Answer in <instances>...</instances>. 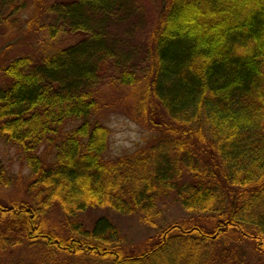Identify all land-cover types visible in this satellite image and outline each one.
Masks as SVG:
<instances>
[{"label": "trees", "instance_id": "16d2710c", "mask_svg": "<svg viewBox=\"0 0 264 264\" xmlns=\"http://www.w3.org/2000/svg\"><path fill=\"white\" fill-rule=\"evenodd\" d=\"M2 1L7 52L30 50L7 59L0 47V136L23 153L34 192L0 200V264H22L3 258L19 247L39 250L30 264H230L220 249L245 243L264 256V0H159L139 70L106 43L104 21L127 0ZM110 69L114 85L143 84L127 114L155 135L108 159L94 115ZM170 196L190 218L160 226ZM55 203L67 230L46 220ZM96 208L158 233L130 249L109 215L78 219Z\"/></svg>", "mask_w": 264, "mask_h": 264}, {"label": "rangeland", "instance_id": "374dc122", "mask_svg": "<svg viewBox=\"0 0 264 264\" xmlns=\"http://www.w3.org/2000/svg\"><path fill=\"white\" fill-rule=\"evenodd\" d=\"M21 1V0H19ZM159 0H127L122 13H114L110 19L104 21L106 29V43L112 46L117 52V59L125 58L127 65L133 70H139L145 63L144 54V35L151 20L156 16L158 11ZM23 10V9H22ZM20 10V11H22ZM19 11V12H20ZM88 11V10H87ZM8 4L0 0V47L5 51L7 59L12 54L22 53L30 50L28 45L19 47L15 52H7V31L9 28L4 17L8 15ZM14 13V12H13ZM13 13H10L14 15ZM88 13V12H87ZM97 21L101 20V15H95ZM12 18V16H10ZM100 24V23H99ZM96 26H99L96 24ZM100 28V27H97ZM68 41V39H67ZM29 47V48H28ZM27 48V49H26ZM110 69L109 72L101 73L99 83L101 97L100 108L94 119L109 127V147L104 154L105 158H116L124 154H130L138 148L150 142L155 135V131L145 128L135 121L127 112L136 108V104L142 95L143 84L135 86L114 85L110 79V75L115 71ZM109 74V79L107 78ZM79 122H68L66 129L74 127ZM55 146L45 145L40 150L42 159L48 166L53 164L55 156ZM0 177L4 184L0 185V200L10 203L13 200H32L31 189V168L27 164L23 153L18 150L17 146L8 143L0 136ZM8 182V184H6ZM160 206L163 210L158 220V225L165 226L167 223L176 220H186L190 218L187 212L181 207L173 196L160 200ZM107 214L119 227L123 239V243L130 249L141 246L147 239L158 233V230L141 221L139 215L119 214L117 212L108 211L106 208H96L86 213H80V219L87 227L90 228L93 221L100 215ZM48 222L57 223L61 230H67V218L61 210L58 203H55L47 214ZM235 248V247H234ZM240 251L231 249L224 251V247L220 250L231 258L228 260L230 264L238 262L239 264H264V256L259 254L255 246L245 243ZM39 250L35 248L26 249L19 247L18 249L3 255L6 261H17L22 264H30L35 260L38 261ZM241 257V258H240ZM40 259V258H39Z\"/></svg>", "mask_w": 264, "mask_h": 264}]
</instances>
